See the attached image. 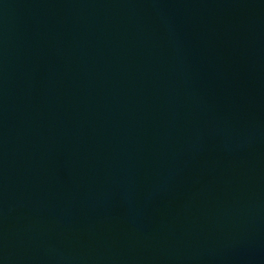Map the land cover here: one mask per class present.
I'll return each mask as SVG.
<instances>
[{"label": "water", "instance_id": "water-1", "mask_svg": "<svg viewBox=\"0 0 264 264\" xmlns=\"http://www.w3.org/2000/svg\"><path fill=\"white\" fill-rule=\"evenodd\" d=\"M0 264H264V0H0Z\"/></svg>", "mask_w": 264, "mask_h": 264}]
</instances>
